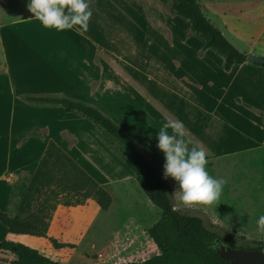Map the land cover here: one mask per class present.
Returning a JSON list of instances; mask_svg holds the SVG:
<instances>
[{
	"label": "rangeland",
	"instance_id": "1",
	"mask_svg": "<svg viewBox=\"0 0 264 264\" xmlns=\"http://www.w3.org/2000/svg\"><path fill=\"white\" fill-rule=\"evenodd\" d=\"M172 2L89 0L93 15L83 32L78 26L64 31L45 28L28 11L27 0H0V169L8 160L41 148L36 142L43 134L39 124L47 121L56 139L63 127L78 133L79 146L89 154L88 160L81 159L83 166L98 183L106 184L104 189L112 196L108 209L94 214L90 225L74 234L52 222L56 207L47 209L41 219L30 210L10 215V200L0 195L2 211L21 221H34L39 231L43 228L40 236L11 234L0 223V240L30 246L64 264H127L157 252L153 244L143 240L134 244L125 236L131 229L126 221L135 217L129 207L121 208L124 190L135 180L127 159L89 118L62 104L25 99L50 96L98 109L133 139L162 174L164 155L157 148L156 134L168 120L183 121L188 146L205 150L206 169L223 179L224 186L211 205L184 206L173 195L175 208L201 217L235 248L255 246L251 240L264 242V230L256 223L264 210V138L258 145L260 136L244 121L249 115L257 123L261 119L249 108H240L241 117L231 113L235 109L231 90L238 81L250 95L248 103L264 114V77L237 66L225 70L223 57L203 48L185 20L171 11ZM199 2L206 17L237 49L264 57V0ZM220 85L229 90L224 94ZM19 139L24 145H15ZM60 169L63 182L78 197L63 204L93 199L87 186ZM166 181L173 191L175 182ZM133 183L145 195L136 180ZM225 231L236 235L229 237ZM66 234L64 240L61 235ZM13 259L0 250V264H13Z\"/></svg>",
	"mask_w": 264,
	"mask_h": 264
},
{
	"label": "trees",
	"instance_id": "2",
	"mask_svg": "<svg viewBox=\"0 0 264 264\" xmlns=\"http://www.w3.org/2000/svg\"><path fill=\"white\" fill-rule=\"evenodd\" d=\"M171 11L185 20L188 29L202 42L203 48L213 49L223 57L225 70H229L234 64L245 61L246 54L237 49L206 17L199 0H173ZM259 65L264 67V64ZM25 99L37 103L62 104L66 110L75 111L89 118L124 155L134 171L136 182L149 201L159 209V219L147 229L158 253L143 260H132L127 264H230L229 261L222 259L215 249L218 240L222 244L228 245L225 235L208 228L201 217L183 213L175 208L172 190L163 178L160 169L146 159L133 139L125 134L123 129L112 119L94 107L64 97L26 96ZM44 161H50L52 167H57L62 175L63 170L60 167L68 170L79 182L93 192V199L101 210L108 209L112 200L109 192L53 141H49L46 145ZM48 170L50 171V167ZM38 178L35 176L32 179V185L22 198L17 213L29 210L27 206L33 200V195L30 192L32 189L38 191L37 185L45 180ZM37 213L41 219L45 214L44 208ZM33 222L18 220L16 216H10L0 209V223L11 234L40 236L43 228L39 231L40 226L37 228ZM224 233L229 237L236 235L231 231ZM237 236L240 239H245L244 235ZM53 242L59 246L64 245V243H56L55 240ZM251 242L256 245L250 246L249 249H264L263 241L251 240ZM228 246L235 248L231 244ZM0 250L8 251L13 255V264H64L42 254L35 248L12 240H0Z\"/></svg>",
	"mask_w": 264,
	"mask_h": 264
},
{
	"label": "crops",
	"instance_id": "3",
	"mask_svg": "<svg viewBox=\"0 0 264 264\" xmlns=\"http://www.w3.org/2000/svg\"><path fill=\"white\" fill-rule=\"evenodd\" d=\"M234 66L239 67L238 69L246 68V70L249 73H252V75L256 74L264 77V67L257 63L243 62L234 64L231 68L233 69ZM235 83L237 85H235L236 88L231 90V98L234 101L231 102V105L235 109H232L231 113H235L237 114V116H240L238 113L244 115L240 110L241 107H243L244 109L249 108L253 110L255 113H252H254L256 117L261 119L260 123H257L254 120L253 115H249V117L244 120L245 125L247 127L250 126L251 129L258 133V135L260 136L259 140L261 142L258 145H263L262 142L264 138V114L261 110L252 105V103H248V99L246 98V96L250 95H248L247 91L244 90L245 88L241 84H239L238 81H235ZM219 87L221 91H224V94L229 90V87H227L226 85H220ZM222 98V96H219V99ZM203 113L205 115H209L206 111H203ZM39 125H41L39 130H41L43 134L37 137L36 142L37 140L40 141L39 145H41V148L39 150L27 152L23 155L21 154L19 155V157L12 161L8 160L7 165L3 169H0V195L3 198L6 197L5 201L8 202V199L10 200V215H13L18 212V208L22 198L30 188V185H32V179L35 176L44 178L45 180L42 181L43 183L37 185L38 191H34V189H32V191L30 192V194L32 193L33 195V200L27 206L29 207L30 212L36 213L40 209L44 208L45 213L50 207H56L54 211V220H52V222L55 224L57 229H66L67 231L74 234L78 233L81 229L90 225L94 214L97 215L99 211L102 210L94 201V199L87 200L78 204H72L69 206H66L62 203L63 201L68 203L67 200L69 198L72 200L73 198L78 197L76 195H73V193H71L72 191L69 185L63 182L62 172L59 171L57 167H52L53 165L50 161H44V151L48 142L53 141L66 154H68L75 163H77L87 174H89L94 179L92 174L83 166L81 162V159H83L84 161L88 160L89 154L79 146L80 137L75 130L63 127L60 129V131L58 130V138L56 139L50 133L51 126L49 122L44 121ZM11 141L12 140H10V142ZM24 142L25 141H23L22 139H19L15 145H24ZM48 167H50V171L48 170ZM47 173L48 176H46ZM133 181L135 182V180ZM133 181L130 182V184H132V187H127L122 195L124 204L123 206H121V208L129 207V212L131 214L134 212L135 215V217L133 216L129 218L128 221H126V224L131 226V229H129L125 233V236L134 244H139L138 242L143 240L144 244H153L155 246L147 232V229L159 219L160 211L156 209L154 205H152L147 196L140 191L138 185L133 183ZM98 184L103 188L107 187H105L106 184L104 183ZM107 190L111 196L110 190L108 188ZM67 207L68 211H66ZM88 212L91 213V216H89L90 214ZM87 213L88 216H86L85 219H82L81 217ZM129 226L127 228H129ZM48 229L51 230L52 227L50 226L48 227ZM68 234L61 236L64 240H66ZM144 253L145 251H142V254ZM156 253H158V250Z\"/></svg>",
	"mask_w": 264,
	"mask_h": 264
},
{
	"label": "clouds",
	"instance_id": "4",
	"mask_svg": "<svg viewBox=\"0 0 264 264\" xmlns=\"http://www.w3.org/2000/svg\"><path fill=\"white\" fill-rule=\"evenodd\" d=\"M27 9L40 24L64 31L78 26L87 32L93 15L89 0H27ZM157 148L164 155L163 178L175 182L172 194L184 206L211 205L218 201L224 186L206 169V153L202 147L188 146L185 126L181 120H168L156 134ZM264 230V210L256 221Z\"/></svg>",
	"mask_w": 264,
	"mask_h": 264
},
{
	"label": "water",
	"instance_id": "5",
	"mask_svg": "<svg viewBox=\"0 0 264 264\" xmlns=\"http://www.w3.org/2000/svg\"><path fill=\"white\" fill-rule=\"evenodd\" d=\"M245 61L264 64V57L248 54ZM215 249L219 256L230 264H264V249L232 248L219 240Z\"/></svg>",
	"mask_w": 264,
	"mask_h": 264
}]
</instances>
